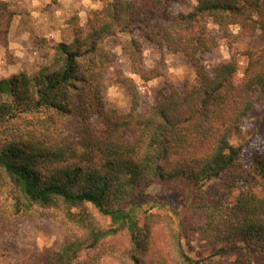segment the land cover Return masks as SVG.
I'll list each match as a JSON object with an SVG mask.
<instances>
[{
  "label": "trees",
  "instance_id": "obj_1",
  "mask_svg": "<svg viewBox=\"0 0 264 264\" xmlns=\"http://www.w3.org/2000/svg\"><path fill=\"white\" fill-rule=\"evenodd\" d=\"M179 1L104 0L71 40L51 46V63L32 75L0 77V233L48 213L62 229L48 264H98L105 255L118 264H212L190 257L161 215L134 218L142 192L154 184L197 189L212 180L232 190L258 179L264 189V154L246 167L242 148L230 143L264 94V45L245 52L241 78L234 58L210 72L202 64L219 45L208 23L223 38L234 26L264 43V0H195L189 12L173 14ZM142 41L185 57L197 81L181 91L167 86L140 111L127 78L120 84L128 111L108 110L104 77L116 61L109 45H119L143 82L158 77L143 63ZM199 196L194 211L203 222L195 231L214 249L210 258L237 239L264 253V194L241 190L230 205ZM120 225L128 234L123 249L106 243Z\"/></svg>",
  "mask_w": 264,
  "mask_h": 264
},
{
  "label": "rangeland",
  "instance_id": "obj_2",
  "mask_svg": "<svg viewBox=\"0 0 264 264\" xmlns=\"http://www.w3.org/2000/svg\"><path fill=\"white\" fill-rule=\"evenodd\" d=\"M1 1L7 3V10L0 11V46L5 51L2 58L4 62L0 64V77H9L22 71L32 75L40 66L51 63L53 57L51 46L71 40L73 29L76 26L85 27L88 12L100 9L104 0H89L86 3L87 8L77 5L78 9L83 8L81 17L76 13L70 15L68 12L69 18L59 21L58 33L56 31L54 39L48 41L38 38V4L32 2L38 0ZM48 1L55 9L59 7L58 0ZM195 4V0H180L171 5L170 10L173 14L187 13ZM89 5L92 7H88ZM16 14L20 15V19L16 29L13 23L12 32L10 25ZM208 28L219 38V45L213 52L202 57L204 68L210 72L216 64L234 58L238 67L237 77L241 78L246 65L245 52L258 50L264 45L260 35L244 37L240 35L239 29L233 26L223 38L212 23H208ZM23 31L26 33L25 38H22L25 34H22ZM10 34L14 40L13 44L17 46L14 50L8 49ZM109 47L116 54V61L107 68L104 77L103 97L108 110L122 113L128 111L130 98L126 85L120 84L127 78L137 87L140 111L152 106L158 91L167 86H173L181 91L184 85L191 86L197 81L194 68L185 57L172 54L164 47H156L142 41V60L145 67L158 71V77L143 82L138 76L130 73L129 61L119 45ZM230 143L242 148L241 161L246 167L251 166L256 155L264 154V94L248 113L240 132L230 135ZM241 190L264 194L263 185L258 179L232 190L225 189L221 180H212L191 190L179 186L154 184L140 195L139 207L134 209L133 216L138 218L147 212L164 217L165 222L168 221L172 228L179 231L183 249L193 259L210 260L212 264H264V253L248 247L241 239L226 244L220 255L210 258L214 249L201 241L195 231L203 222L202 217L194 211L198 195L206 202L230 205ZM106 224H110V220L107 219ZM118 226L119 224L114 225L115 228ZM127 235V227L121 226L116 234L107 238L106 243L116 244L123 249L127 246ZM61 238L62 229L58 222L45 212L32 221L20 224L14 232L0 233V264H15L21 260H29L32 264H48L50 256L58 250ZM98 264L118 263L112 256L105 255Z\"/></svg>",
  "mask_w": 264,
  "mask_h": 264
},
{
  "label": "crops",
  "instance_id": "obj_3",
  "mask_svg": "<svg viewBox=\"0 0 264 264\" xmlns=\"http://www.w3.org/2000/svg\"><path fill=\"white\" fill-rule=\"evenodd\" d=\"M87 1L89 0H58L59 7L56 9L53 7L51 2L48 0L47 1L38 0V2L32 1L34 4H38V38H43V39H46L47 41L54 39V35L58 33L59 21L67 20L69 18L68 12L71 13L70 15H73L74 13H76L78 14L79 17H81V15L83 14V8L78 9L77 5L79 7L82 6L84 8H87L86 6ZM47 5H50V6L47 7ZM88 7H92V6L89 5ZM19 19H20L19 14H16L13 16L12 23L10 25L11 27L10 29L12 32H14L13 26L16 29ZM65 24L66 23L64 22V25ZM24 33L25 31L22 32V34ZM25 35L26 33L22 35V38H25ZM9 40H10L9 42L10 44L8 46V49L9 50L16 49L17 46L13 44L14 40L11 38V34H10ZM0 51H1L0 52V61H1L0 64H2V62H4L2 58L4 56L5 51L3 50L1 46H0Z\"/></svg>",
  "mask_w": 264,
  "mask_h": 264
}]
</instances>
